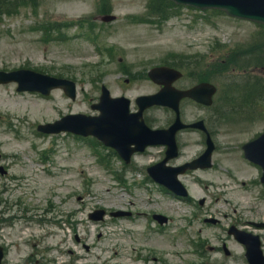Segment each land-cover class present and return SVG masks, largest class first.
<instances>
[{
    "label": "rangeland",
    "instance_id": "1",
    "mask_svg": "<svg viewBox=\"0 0 264 264\" xmlns=\"http://www.w3.org/2000/svg\"><path fill=\"white\" fill-rule=\"evenodd\" d=\"M159 1L11 0L0 16V70L32 69L78 86L73 101L62 89L46 96L18 91L16 82L0 83V165L8 169L0 173L3 264H248L245 248L227 230L232 223L244 227L264 220V187L254 182L259 170L243 162L242 149L264 132V91L237 108L247 98L236 86L250 79L264 88V63L257 59L264 58V26L187 6L176 14ZM158 3L169 14L165 21L154 12ZM104 14L116 19L102 21ZM188 63L178 87L209 78L220 88L214 107L182 104L185 120L204 119L217 145L213 168L182 178L188 199L149 179L146 168L162 159V147L125 164L94 137L37 129L71 112L97 114L91 104L103 84L112 96L130 98L136 110L137 96L159 90L147 76L151 67ZM230 84L232 92L226 89ZM172 119L166 107L146 112L153 127ZM180 141L177 162L205 150L198 131L182 134ZM97 209L107 211L104 220L89 217ZM116 210L132 214L111 216ZM154 213L169 222L160 225ZM206 216L221 222L209 225Z\"/></svg>",
    "mask_w": 264,
    "mask_h": 264
},
{
    "label": "water",
    "instance_id": "2",
    "mask_svg": "<svg viewBox=\"0 0 264 264\" xmlns=\"http://www.w3.org/2000/svg\"><path fill=\"white\" fill-rule=\"evenodd\" d=\"M179 3L191 4L199 8H219L226 10L230 15L252 19L264 23V0H175ZM114 16H104V20H113ZM149 75L158 83L164 85L163 89L148 96L137 99L140 110L130 113V100L126 97L113 98L110 91L103 86V94L100 103L94 104V109H99L101 114L91 116L86 114H70L64 116L55 123L40 125L39 129L45 132H60L62 130L73 131L77 134L95 135L106 145L115 147L120 155L130 162L136 151H144L148 145L167 144L168 156L159 164L150 167L151 175L161 183L168 186L178 194H186V190L178 181L177 175L188 168L211 166V156L214 145L208 139L207 151L198 159L181 167H168L166 162L177 155L176 133L186 127L180 118V101L185 96H190L197 101L210 105L216 87L207 82H202L189 90H179L172 83L182 76L178 70L161 66L155 67ZM18 81V90H37L50 93L53 88L62 87L73 99L76 98V84L68 79L56 78L49 75L36 73L30 70H18L13 72H0V81ZM155 104L167 105L175 109L177 119L169 129L154 130L148 127L143 120V111ZM192 127L205 128L203 121H198ZM246 156L264 168V133L257 139L244 146ZM2 170V168H0ZM264 180V176H263ZM105 210H97L91 214L94 219H103ZM124 212H116L113 215H123ZM161 222L165 217H159ZM239 240L247 246V258L250 264H264V254L261 249L259 236L245 231L233 230ZM3 257L0 248V264Z\"/></svg>",
    "mask_w": 264,
    "mask_h": 264
},
{
    "label": "trees",
    "instance_id": "3",
    "mask_svg": "<svg viewBox=\"0 0 264 264\" xmlns=\"http://www.w3.org/2000/svg\"><path fill=\"white\" fill-rule=\"evenodd\" d=\"M11 0H0V14L7 11L10 9L11 6ZM170 4H172L171 2H169ZM156 12L163 14V10L161 9V6L158 5V7L156 8ZM260 64L264 63V59L261 57L259 59ZM238 86V87H237ZM236 86V89H239L237 91L239 96H247L246 94L243 95L244 92V88L249 89L250 92H247L248 95H250V97H254L255 95H259L260 93H263L264 88L263 86H261V84H259L257 81H250V82H246L243 84H239ZM236 103V102H235Z\"/></svg>",
    "mask_w": 264,
    "mask_h": 264
},
{
    "label": "flooded vegetation",
    "instance_id": "4",
    "mask_svg": "<svg viewBox=\"0 0 264 264\" xmlns=\"http://www.w3.org/2000/svg\"><path fill=\"white\" fill-rule=\"evenodd\" d=\"M170 125V124H169ZM168 125V126H169ZM193 131H195V130H193V129H184V130H182V131H180L179 133H180V135H182V134H184V133H191V132H193ZM210 133H211V131H210ZM181 146V145H180ZM180 155H181V151H180ZM179 155V156H180ZM253 164V163H252ZM172 165H178V164H176V161L174 160V161H172ZM255 165V164H254ZM257 168H258V166H257ZM188 172H190V171H188ZM187 174V173H186ZM186 174H184L183 176H185ZM258 183H260V182H258ZM262 186L264 187V184H262ZM204 202H205V200L203 201V203L202 204H204ZM204 221L206 222V218L204 219ZM206 223H210V224H218L219 223V219L216 221V222H206ZM250 223L254 226H257V224H256V222H253V221H250ZM260 223H263V222H260ZM232 225H236V226H239V227H242V225H239L238 223L236 224H232ZM231 225V226H232ZM262 230H264V229H262ZM228 232H229V230H228ZM261 236V235H260ZM263 236V235H262Z\"/></svg>",
    "mask_w": 264,
    "mask_h": 264
},
{
    "label": "bare ground",
    "instance_id": "5",
    "mask_svg": "<svg viewBox=\"0 0 264 264\" xmlns=\"http://www.w3.org/2000/svg\"><path fill=\"white\" fill-rule=\"evenodd\" d=\"M4 99H5V101H7L8 103H12V102H13V103H17V102H19V100H17V99H13V100H12V99L7 98V97H5ZM10 101H12V102H10ZM116 253H118V252L116 251Z\"/></svg>",
    "mask_w": 264,
    "mask_h": 264
}]
</instances>
